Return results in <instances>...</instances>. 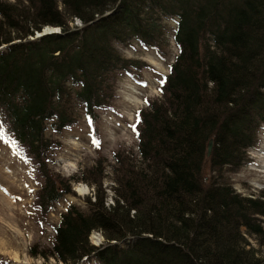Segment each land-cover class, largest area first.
Listing matches in <instances>:
<instances>
[{
    "label": "trees",
    "instance_id": "trees-1",
    "mask_svg": "<svg viewBox=\"0 0 264 264\" xmlns=\"http://www.w3.org/2000/svg\"><path fill=\"white\" fill-rule=\"evenodd\" d=\"M77 18L82 26H69ZM174 18L178 49L133 129L137 154H114L105 205L103 170L90 181L87 211L69 204L51 246L31 256L64 264H264V191L230 182L252 159L264 125V0H0V140L37 173L32 207L41 225L71 181L49 165L59 134L110 109L116 80L149 67L117 46L156 49ZM60 33L30 39L44 26ZM18 40V41H16ZM16 41V42H15ZM213 140L210 156L206 155ZM214 175L204 182V167ZM96 174V173H95ZM89 179V178H88ZM93 231L101 245L90 241Z\"/></svg>",
    "mask_w": 264,
    "mask_h": 264
},
{
    "label": "rangeland",
    "instance_id": "rangeland-1",
    "mask_svg": "<svg viewBox=\"0 0 264 264\" xmlns=\"http://www.w3.org/2000/svg\"><path fill=\"white\" fill-rule=\"evenodd\" d=\"M75 20L74 18L69 26H82L81 22ZM163 22L168 28L167 35L156 49L146 48L138 42L129 47L117 46L125 58L142 60L149 67L140 71L133 70V75L123 73L116 80L115 98L110 109L98 111L99 119L94 123L82 116L75 125L59 134L50 129L46 131L60 145L54 152L55 162L49 166L63 177L75 176L80 180L71 181L74 192L57 202L56 210L48 214L42 225L37 223L36 210L32 207L34 193L39 186L37 173L12 142L0 140V264H64L54 257L46 260L41 256H31L28 250L33 245H37V248L51 246L52 226L58 220V213L64 211L69 204L87 211L85 198L90 196L93 199L95 185L84 179L87 177L90 181L94 178L98 168L103 170L102 186L107 193L105 205L112 202L113 192L109 186L111 166L115 162L114 154L117 152L129 155L132 152L139 159L137 138L133 129L135 114L137 110L147 106L146 99L160 97L161 76L169 73V64L178 52L172 38L176 21L174 18H166ZM48 27L52 26H44L39 34L61 31L57 26H53L54 31ZM37 35L35 31L29 38L34 39ZM258 138L259 145L248 151L252 161L230 179L235 191L246 196L257 197L264 191V125ZM203 172L207 185L214 172L209 164L204 167ZM80 183L87 186L85 193L78 191L77 185ZM244 235L249 245L261 248L264 255V246L259 245L258 238ZM90 240L94 245H101L103 242L101 235L95 232L91 233Z\"/></svg>",
    "mask_w": 264,
    "mask_h": 264
},
{
    "label": "water",
    "instance_id": "water-1",
    "mask_svg": "<svg viewBox=\"0 0 264 264\" xmlns=\"http://www.w3.org/2000/svg\"><path fill=\"white\" fill-rule=\"evenodd\" d=\"M36 32L38 33V35L36 36V38L42 36L43 34H48L49 33V32H45L43 34H39L40 31H36ZM30 39H32V38H30ZM3 46H5V45H3ZM3 46H1L0 48H2ZM212 147H213V140L212 139H209L208 142H207V149H206L207 150V152H206V155L207 156H210L211 151H212Z\"/></svg>",
    "mask_w": 264,
    "mask_h": 264
},
{
    "label": "bare ground",
    "instance_id": "bare-ground-1",
    "mask_svg": "<svg viewBox=\"0 0 264 264\" xmlns=\"http://www.w3.org/2000/svg\"><path fill=\"white\" fill-rule=\"evenodd\" d=\"M48 28H49V30H53L54 31L53 26L52 27H48ZM153 61H155V60L153 59ZM77 189H78V191H80L82 193H85L88 188H87V186L85 184L80 183V184L77 185ZM95 239H98V238L95 237Z\"/></svg>",
    "mask_w": 264,
    "mask_h": 264
},
{
    "label": "built area",
    "instance_id": "built-area-1",
    "mask_svg": "<svg viewBox=\"0 0 264 264\" xmlns=\"http://www.w3.org/2000/svg\"><path fill=\"white\" fill-rule=\"evenodd\" d=\"M76 20L75 21H79L77 18H75ZM79 23H80V21H79ZM77 25V24H76ZM97 234H99L100 235V233L99 232H96Z\"/></svg>",
    "mask_w": 264,
    "mask_h": 264
}]
</instances>
